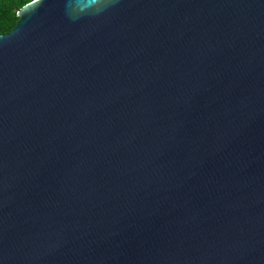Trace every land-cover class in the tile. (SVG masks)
<instances>
[{"label": "water", "instance_id": "1", "mask_svg": "<svg viewBox=\"0 0 264 264\" xmlns=\"http://www.w3.org/2000/svg\"><path fill=\"white\" fill-rule=\"evenodd\" d=\"M0 35V264H264V0H33Z\"/></svg>", "mask_w": 264, "mask_h": 264}, {"label": "trees", "instance_id": "2", "mask_svg": "<svg viewBox=\"0 0 264 264\" xmlns=\"http://www.w3.org/2000/svg\"><path fill=\"white\" fill-rule=\"evenodd\" d=\"M32 0H0V35L11 32L18 20L16 13Z\"/></svg>", "mask_w": 264, "mask_h": 264}, {"label": "snow or ice", "instance_id": "3", "mask_svg": "<svg viewBox=\"0 0 264 264\" xmlns=\"http://www.w3.org/2000/svg\"><path fill=\"white\" fill-rule=\"evenodd\" d=\"M36 2V0H33V3H35Z\"/></svg>", "mask_w": 264, "mask_h": 264}]
</instances>
